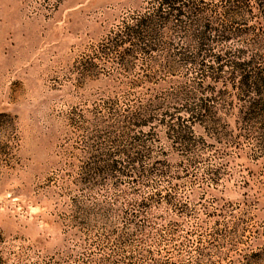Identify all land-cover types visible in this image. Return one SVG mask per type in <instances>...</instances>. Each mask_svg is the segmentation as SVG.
<instances>
[{"label":"rangeland","instance_id":"1","mask_svg":"<svg viewBox=\"0 0 264 264\" xmlns=\"http://www.w3.org/2000/svg\"><path fill=\"white\" fill-rule=\"evenodd\" d=\"M0 0V264H264V0Z\"/></svg>","mask_w":264,"mask_h":264},{"label":"trees","instance_id":"2","mask_svg":"<svg viewBox=\"0 0 264 264\" xmlns=\"http://www.w3.org/2000/svg\"><path fill=\"white\" fill-rule=\"evenodd\" d=\"M169 2H170V1H167V0L165 1L166 4H170V6L173 5V3L171 4V3H169Z\"/></svg>","mask_w":264,"mask_h":264}]
</instances>
